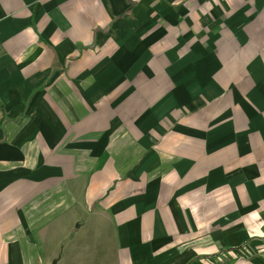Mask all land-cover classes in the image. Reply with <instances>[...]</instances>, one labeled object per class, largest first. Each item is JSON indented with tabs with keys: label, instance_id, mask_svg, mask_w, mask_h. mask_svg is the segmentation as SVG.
Masks as SVG:
<instances>
[{
	"label": "crops",
	"instance_id": "obj_1",
	"mask_svg": "<svg viewBox=\"0 0 264 264\" xmlns=\"http://www.w3.org/2000/svg\"><path fill=\"white\" fill-rule=\"evenodd\" d=\"M0 264H264V0H0Z\"/></svg>",
	"mask_w": 264,
	"mask_h": 264
}]
</instances>
